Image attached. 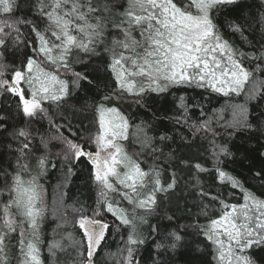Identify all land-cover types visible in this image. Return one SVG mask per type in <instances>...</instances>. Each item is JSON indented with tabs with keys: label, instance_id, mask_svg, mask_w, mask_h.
<instances>
[{
	"label": "snow or ice",
	"instance_id": "snow-or-ice-1",
	"mask_svg": "<svg viewBox=\"0 0 264 264\" xmlns=\"http://www.w3.org/2000/svg\"><path fill=\"white\" fill-rule=\"evenodd\" d=\"M238 2L123 0L117 8L110 0H37L38 12L46 27L43 30L36 27L39 44L33 46L34 55L26 56L20 66L12 70L10 79L4 78L7 65L0 63V92L19 97L23 113L28 117L48 116L45 101L59 107L68 102L82 81L93 83L88 75L74 68L75 64L83 63L81 54L92 57L103 52L107 58L105 71L113 83L112 92L106 94L103 101L112 102L127 95L138 98L139 102L146 94H162L185 85L211 89L226 97L240 96L256 73H264V52L259 56L252 54L251 59L258 62L251 69L246 67L243 61L248 54L234 47L215 23V13ZM15 5L16 0H0V10L4 13L12 12ZM21 23L30 22H0V49L6 50L9 37L14 43H24L19 41L16 27ZM229 27L243 34L239 25ZM2 57L3 52H0ZM260 84L264 85V81ZM246 95L252 100L264 92L254 87ZM180 99L181 107L187 110L184 98ZM92 111L97 130L90 140L96 151L86 152L83 146L65 136L55 139L66 145L65 159L70 153L73 159L87 157L91 161L99 189L97 206L91 215L76 210L80 212L75 222L82 236L80 241L69 236L72 242L67 247L54 241L48 251L55 256L58 251L67 253V248L71 247L76 253L75 256L67 253L71 264H94L93 257L110 230L124 229L126 239L124 248L119 250L118 264H137L135 253L145 242L139 227L147 223L145 215L140 213L154 211L157 194L175 187V174L165 185L161 179L162 169L155 164L143 167L145 162L138 154L126 150L124 142L129 139L130 124L118 107L100 102ZM49 120L52 123L51 118ZM215 123L225 132L252 127L249 111L242 105L233 109L231 120L220 115ZM60 127L57 125L58 130ZM68 131L71 132L70 124ZM196 131L210 133L212 137L217 135L211 119L201 122ZM18 134L25 139L29 135L23 130ZM152 140L145 132L140 140L142 151H158ZM42 143L46 147V142ZM212 144L214 149L219 147L214 140ZM29 147L25 142L21 154L26 155ZM212 155L217 161L213 169L201 163H183L197 174L215 171L222 183L233 190L239 189L241 198L230 203L218 196L212 197L220 205L218 214L211 217L207 211L203 212L207 223L198 226L199 234L209 243L215 264H259L252 253L255 249L264 250V198L220 167V155H231L226 148L220 147L219 152L213 150ZM49 166L54 167L46 154L36 158L35 168L18 161L15 171L0 180V264H8L7 252L13 237L19 251V264H43L41 226L47 209L40 177ZM255 178L264 185V174L257 172ZM200 195L205 197L207 193L201 190ZM108 213L115 218L111 222L107 219ZM182 240L178 231H172L157 247L175 250Z\"/></svg>",
	"mask_w": 264,
	"mask_h": 264
},
{
	"label": "trees",
	"instance_id": "trees-1",
	"mask_svg": "<svg viewBox=\"0 0 264 264\" xmlns=\"http://www.w3.org/2000/svg\"><path fill=\"white\" fill-rule=\"evenodd\" d=\"M110 2L120 8L123 0ZM5 20L8 23L17 20L30 22L16 25L19 28V41L24 43H14L9 37L6 50L0 49L3 52L0 63L7 65L4 78L10 79L12 70L19 67L26 56L34 55L33 46L39 44L36 27L43 30L46 25L39 15L37 0H16L12 12L0 10V22ZM215 23L234 47L248 54L243 62L246 67L253 68L258 61L251 59L252 54L259 56L264 52V0H239L235 5L221 8L215 13ZM230 24L239 25L243 34L233 32ZM80 59L83 63L75 64V70L84 72L93 83L90 85L82 81L81 87L74 90L68 102L59 107L45 101L48 116L38 114L28 117L23 113L19 97L0 92V180L6 178L5 174L10 176L15 171L18 161L35 168L36 158L46 154L54 165L49 166L46 174L40 177L47 209L41 226L43 264H71L67 253L75 256L74 249L68 247L67 253L58 251L53 256L48 247L54 241L65 247L72 240L80 241L82 236L75 223L80 212L76 210L91 215L97 206L99 189L93 178L92 164L85 157L73 159L70 153L65 159L67 147L55 137H68L83 146L86 152L96 151L95 144L90 140L97 130L92 109L100 102L118 107L128 118L130 127L129 139L124 142L126 150L130 154H138V158L145 162L143 167L155 164L162 169L161 179L165 185L170 182L173 173L176 178L173 189L157 194L154 211L140 213L145 215L147 223L139 227L145 242L135 253L137 264H215L209 243L199 234L198 226L207 223L203 212L207 211L211 217L218 214L220 205L212 200L214 196L235 203L240 200L241 194L239 189L233 190L230 185L222 183L215 171L197 174L183 162L187 161L189 165L201 163L205 168L213 169L217 162L212 155L213 150L219 152L220 147L226 148L231 155H220V167L238 177L244 187L264 198V185L255 178L257 172L264 174V95L252 100L246 95L254 87L264 92V85L260 84V81H264V73H256L245 86V93L240 96L226 97L211 89L185 85L170 88L162 94H146L139 98V102L138 98L127 95L109 102L103 101V97L113 89L109 73L105 71L106 55L103 52L92 57L81 54ZM180 98H184L187 110L181 107ZM238 105L248 109L252 127L225 132L215 121L220 115L231 120L233 109ZM208 119L212 120L217 132L215 137L196 131V127ZM69 124L71 132L68 131ZM57 125L61 126L59 130ZM21 130L29 134L26 139L19 136ZM145 132L153 138V147L158 149L155 153L141 149L140 140ZM161 136L166 139L161 140ZM213 140L219 147L214 149ZM42 141L46 142V147ZM25 142L30 147L26 155H22ZM32 174L35 175V171ZM201 190L207 196L202 197ZM107 219L111 222L115 218L108 213ZM172 231H178L183 237L179 246L175 250L158 248L157 245L165 242L167 234ZM69 236L72 240L68 239ZM124 239V229L118 232L112 228L93 257L94 264H118ZM80 251L84 252V249ZM252 254L259 264H264V250L255 249ZM18 256L13 237L7 252L8 264H19Z\"/></svg>",
	"mask_w": 264,
	"mask_h": 264
},
{
	"label": "water",
	"instance_id": "water-1",
	"mask_svg": "<svg viewBox=\"0 0 264 264\" xmlns=\"http://www.w3.org/2000/svg\"><path fill=\"white\" fill-rule=\"evenodd\" d=\"M86 159H87V161L91 164V161L87 158V157H85Z\"/></svg>",
	"mask_w": 264,
	"mask_h": 264
},
{
	"label": "flooded vegetation",
	"instance_id": "flooded-vegetation-1",
	"mask_svg": "<svg viewBox=\"0 0 264 264\" xmlns=\"http://www.w3.org/2000/svg\"><path fill=\"white\" fill-rule=\"evenodd\" d=\"M30 98V97H29ZM88 152H91V151H88Z\"/></svg>",
	"mask_w": 264,
	"mask_h": 264
},
{
	"label": "rangeland",
	"instance_id": "rangeland-1",
	"mask_svg": "<svg viewBox=\"0 0 264 264\" xmlns=\"http://www.w3.org/2000/svg\"><path fill=\"white\" fill-rule=\"evenodd\" d=\"M99 51V50H98Z\"/></svg>",
	"mask_w": 264,
	"mask_h": 264
}]
</instances>
